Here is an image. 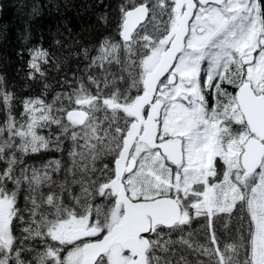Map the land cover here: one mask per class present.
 Returning a JSON list of instances; mask_svg holds the SVG:
<instances>
[{
    "label": "snow or ice",
    "instance_id": "obj_1",
    "mask_svg": "<svg viewBox=\"0 0 264 264\" xmlns=\"http://www.w3.org/2000/svg\"><path fill=\"white\" fill-rule=\"evenodd\" d=\"M22 7L59 19L0 73V264H264V0Z\"/></svg>",
    "mask_w": 264,
    "mask_h": 264
},
{
    "label": "trees",
    "instance_id": "obj_2",
    "mask_svg": "<svg viewBox=\"0 0 264 264\" xmlns=\"http://www.w3.org/2000/svg\"><path fill=\"white\" fill-rule=\"evenodd\" d=\"M31 2L46 5L48 0H0V4L3 5L0 9V33H2L0 35V73L6 74L16 84L18 94H27L21 87L23 85V72L21 71L23 62L17 56V52L22 47V37L27 31H31L33 42L39 41L43 37L44 47L47 48L52 43L59 19V17L54 19L46 15L37 20H30L27 15L30 9L22 6ZM74 2L82 4L85 0H74ZM119 2L120 0H105V3H110L114 7ZM45 11L47 12V9ZM67 15L70 20L69 26L77 34L94 21L91 13L77 16L74 12H69Z\"/></svg>",
    "mask_w": 264,
    "mask_h": 264
}]
</instances>
